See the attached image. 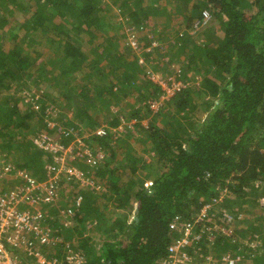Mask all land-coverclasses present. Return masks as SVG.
<instances>
[{
    "label": "trees",
    "instance_id": "trees-1",
    "mask_svg": "<svg viewBox=\"0 0 264 264\" xmlns=\"http://www.w3.org/2000/svg\"><path fill=\"white\" fill-rule=\"evenodd\" d=\"M0 10L6 13L0 29L9 16L24 17L9 29L13 46L3 41L0 47V159L28 173L58 168L34 140L43 130L64 147L71 143L72 132L42 121L53 120L54 111L62 122L65 114L62 124L83 138L95 161H66L86 185L42 210L56 227L57 218H71L73 228L62 234L86 264H161L185 225L193 226L205 205L216 207L212 201L221 195L234 234L207 224L218 240L202 254L264 264V0H0ZM128 34L146 63L182 85L156 112L150 103L163 91L147 79ZM60 51L62 57L53 58ZM47 85L64 93L60 101L44 99L39 88ZM30 86L39 96L33 101L15 94ZM133 119L131 129L120 127ZM102 124L106 134L96 135ZM99 147L106 153L100 159ZM91 234L100 235V248ZM205 238L185 251L200 255L208 248Z\"/></svg>",
    "mask_w": 264,
    "mask_h": 264
},
{
    "label": "built area",
    "instance_id": "built-area-1",
    "mask_svg": "<svg viewBox=\"0 0 264 264\" xmlns=\"http://www.w3.org/2000/svg\"><path fill=\"white\" fill-rule=\"evenodd\" d=\"M130 39L132 42L135 40L133 35ZM174 83L173 86L163 89L161 97L167 101L182 88L180 82ZM150 109L153 112L157 111L158 104L150 103ZM134 124L135 120L125 123L130 129ZM71 132L74 139L68 146L64 147L46 136L40 139V144L37 146L44 152H51L57 165L62 164L65 157L73 153V146L76 147L75 157H88V163L94 162L92 150L81 137ZM95 133L104 136L106 131L101 126L96 129ZM68 172L69 175L78 179L81 177L80 171L76 168L69 169ZM48 176L51 178L50 175ZM50 178L40 183L30 174L17 170L13 165L0 159V182L4 184L14 180L18 183L6 191L0 188V264H86L84 253L73 249L64 238L63 226L58 224L56 227L45 222V213L42 208L47 205H56L59 200V195ZM79 203L80 201H77L76 206ZM50 219L54 220L56 216ZM199 241L200 236L198 238L192 236L189 239V233L185 234L184 238L174 241L168 247L167 255L161 264H250L242 261L240 256L232 257L235 256L232 254L221 256L220 260L212 255L193 258L185 250L192 246L191 250L194 251L193 243L196 244Z\"/></svg>",
    "mask_w": 264,
    "mask_h": 264
},
{
    "label": "rangeland",
    "instance_id": "rangeland-1",
    "mask_svg": "<svg viewBox=\"0 0 264 264\" xmlns=\"http://www.w3.org/2000/svg\"><path fill=\"white\" fill-rule=\"evenodd\" d=\"M0 12H3L2 10H0ZM0 14H2V15H6V13H0ZM16 19V21L18 20V21H23V19H24V17L22 16L21 18L17 15V14H14L13 16H9L8 18H7V20H8V25H5L4 27L5 28H1L0 29V47H2V44H3V41L4 42H6L7 43V45H5V46H7L6 48L8 49V47L10 48V44H12L11 46H13V43H14V41L13 40H11V38H10V35H9V29L13 26H15L14 24H16L15 22H14V20ZM21 23V22H20ZM4 29V30H3ZM21 33V32H20ZM191 33H193V31L191 32ZM130 36H131V34H128L127 35V42H128V44L130 45V50L135 54V56L138 58V63L139 64H143L144 63V67H146V69H144L145 70V72H146V75H147V79L148 80H150V81H152L153 83H155L156 85H158L159 87H160V89H161V91H163V89H165L166 87L167 88H169V87H171V86H173L175 83V81H173V77L174 76H172V75H168V73L167 72H164V70L163 69H160V68H157V66L155 65V64H153L154 62H152V61H150L149 63H146L145 62V60H144V57H142V52H143V50H142V47H139V45H138V43L137 42H135V40L132 42L131 41V39H130ZM4 45V44H3ZM119 46L120 47H122L123 46V43H119ZM3 48V47H2ZM37 48H39L38 46H36L34 49H37ZM43 48V47H42ZM41 48V49H42ZM23 49H25V48H23ZM44 49H46L45 47H44ZM32 49H30L29 51H31ZM42 51H43V49H42ZM145 52H151V49L150 48H147V49H145L144 50ZM43 53H46V52H43ZM154 52H151V54H153ZM31 54V53H30ZM60 57H62V55H61V51L60 52H58L57 54H55L54 55V57L53 58H60ZM94 58V57H93ZM129 58H131V57H129ZM129 58H127V60H129ZM152 58L154 59L155 58V56H152ZM151 58V59H152ZM52 59V58H51ZM155 65V66H154ZM107 66V65H106ZM45 68V71L47 72V70L49 71V72H51V70L49 69V67H50V65H49V63L47 62L46 64H45V66H44ZM25 73L27 74V73H29L28 71H25ZM140 75V73H138V76ZM190 75V74H189ZM166 77H169L168 79H167V81H164V79L166 78ZM23 80H27V81H29V79L28 78H24ZM195 80L196 79H194L193 80V82H192V86H196V85H198L199 84V78H198V80L195 82ZM29 84V83H28ZM191 86V85H190ZM48 87V85L45 87H43V89L40 87L39 88V90H41L42 91V93L45 91V97H44V99L46 100V101H49L50 99H54V102L56 103L57 102V100H58V98L60 97V96H62V93L60 94L59 92H58V90L57 91H55L52 87L51 88H47ZM165 87V88H164ZM52 90H54V91H52ZM12 94H14V90H8L6 93H2L1 95V97H2V100H4V97H6L7 98V96H5V95H8V97H9V95H12ZM15 94L16 95H18V96H20L19 94H22L21 95V97H23L24 98V100L26 99L25 97H28V99H29V101H33V99H36V98H38L39 96L36 94V88L35 87H33V86H30V88L27 90H23V91H21V92H15ZM32 94H34V97H32ZM64 94V93H63ZM27 100V99H26ZM59 101H60V98H59ZM167 100L166 99H164L163 97H161L160 96V98L156 101V103L158 104V110L160 109V107L166 102ZM32 103V102H31ZM149 104V103H148ZM32 105H35L36 106V104H32ZM35 106H33V107H35ZM37 107H35V109H36ZM56 109H57V107H56ZM55 109V110H56ZM117 108H115V109H113V110H116ZM64 110H62V112H63ZM155 112H156V110H154ZM56 112H54V111H52V114H49V116H52L54 119L52 120V119H50V117H43L42 118V121H43V123L45 124H47V126L49 127V128H53V127H59V128H62L61 129V131H63V132H66V131H68V132H71V131H73L72 129H67V128H65V126H64V124H62V122L65 120L64 119V116H65V114H63V116H62V119H61V121L62 122H60V121H58L57 120V116H56ZM181 115H182V113H181ZM44 116V115H43ZM68 116H71V113H68ZM33 120L36 122V123H38L37 121H38V119L37 118H33ZM121 120H123V119H121ZM132 121H134V119L132 120ZM125 123L126 122H124V121H122V124H121V128L123 129V128H127L126 126H125ZM142 124H144V125H146V120L145 121H142ZM106 126V124H102V127H105ZM124 129V130H125ZM128 129V128H127ZM43 131V130H42ZM40 132L41 134H42V136H41V138L43 137V136H46V137H48V135L47 134H45V133H43V132ZM131 131H135V129L134 130H131ZM54 135V134H53ZM118 137L119 136H121V135H117ZM55 137V136H54ZM25 139L27 138V137H24ZM41 138H39V139H35L34 140V143H36V145H38V144H40V139ZM50 138V137H49ZM17 139L19 140L18 142H20V140H22V136H18L17 137ZM50 139H52V138H50ZM81 139V138H80ZM124 139H126V138H124ZM128 140V139H127ZM131 141V140H130ZM130 143H133V141H131ZM126 145V142H123V143H118V142H116L115 143V145ZM39 146V145H38ZM133 146L137 149V148H139V146H140V144L137 142V143H135V144H133ZM146 146V145H145ZM98 150H100V147L99 148H97V151ZM120 150V149H119ZM44 152V151H43ZM75 154V153H74ZM73 154V155H74ZM141 154H142V156H143V158H145L146 157V159L148 160V157H149V155H147V154H143V152H141ZM2 155V154H1ZM72 154H68V156L67 157H65V159L63 160L64 162L61 164V165H59L58 166V168H54V167H47L46 169H44L43 171H41L40 173H36L35 174V172H33V171H31L30 170V172L29 173H31V174H33V175H35V178H37V179H39L40 181H44L45 180V178H46V176H48V175H50L51 176V178H50V180H52V182H53V184H54V187H57L58 188V190L60 191L59 192V195H61V197H62V200H61V203L62 202H66V201H69L70 199H72V196H73V194L75 193L74 192V189H76L75 187H77L78 189H82L85 185H86V183H81V184H78L76 181L75 182H73L71 179H69V178H66V177H61V175H60V173L61 174H65L66 176H67V173H69L68 171H69V169H70V167H67L66 166V161L67 162H71L72 160H74V156H73ZM95 155V154H94ZM3 156V155H2ZM96 156H99L100 158H102V157H105L106 156V153L105 152H102V151H100V152H98L97 154H96ZM4 157V156H3ZM42 159V158H41ZM149 159H150V157H149ZM13 165H15V163H13V162H11ZM10 163V164H11ZM11 164V165H12ZM24 169V168H23ZM23 171H27L26 169H24ZM62 171H64V173L62 172ZM28 172V171H27ZM54 179V180H53ZM55 182H57V184L55 183ZM8 183H13L12 181H9V182H6V183H4V184H2L1 182H0V188H1V190L2 191H6L7 189H10V187H13V184H8ZM77 185H76V184ZM92 185V183H90V186ZM96 190H98V187L96 188ZM228 199V198H227ZM228 200H226L225 201V198H224V196L223 195H221L220 197H218V198H216V199H214L212 202L215 204V203H217V206L216 207H214L212 204H207V205H205L201 210H200V213H199V215H198V218H197V221L196 222H194V225L193 226H189V225H185L186 226V228H185V231H183V235H182V237L184 238L185 237V234H187V233H189V239H191V237L193 236V237H196V238H198V236H200V240H201V238H202V236L205 234L206 235V242H204L203 244L204 245H206L208 248H204V249H201V251H200V255H198V257H201L202 255H204V254H202V252L205 250H207V251H209V249H210V247L211 246H213L214 244H215V242L218 240V239H215L217 236L215 235V234H213V232H211V230H212V228L211 227H207V224H211V225H213V227L216 229V230H220L221 231V233H223V235H225V236H232L233 234H234V230H233V226H235L234 225V217H233V215L232 214H230L229 213V211H228V209H227V206L225 207V206H223L222 204H227L226 202H227ZM59 201H57V203H58ZM214 210H213V209ZM209 210H213L214 212H212L211 214H210V218H208V211ZM234 210H235V208H234ZM73 211V210H72ZM219 214V215H218ZM221 215V216H220ZM238 217H240V218H242V216H238ZM215 219V220H214ZM216 220L217 221H219L220 223L218 224L217 222H216ZM60 221V222H59ZM59 221H58V224L59 225H62L63 226V228L64 227H69V228H73V221L71 222V218H69V217H67L66 219H64V217H61L60 219H59ZM200 224H201V228L199 229L198 227L200 226ZM188 227H190V228H188ZM207 227V228H206ZM186 229L188 230V231H186ZM199 229V232L200 233H198V232H196L197 230ZM93 231H95L94 229H93ZM94 234H91V238L93 237V239L95 240V241H93V242H95V247L98 249V248H100V246H101V243H102V240L100 239V235L99 234H96V236H93ZM242 242H241V244L246 248V247H248L250 244H248L249 243V240H247V238H241L240 239ZM246 241H247V243H246ZM244 243H245V245H244ZM254 243V245H257V244H259V242L258 241H254L253 242ZM248 244V245H247ZM193 245H194V243H193ZM253 245V246H254ZM243 250H245V249H243ZM228 253V252H227ZM229 255H231L230 253H228ZM228 254H220V256H224V255H228ZM237 254H242V252H238ZM244 255V254H243ZM247 263H250V261L248 260V262Z\"/></svg>",
    "mask_w": 264,
    "mask_h": 264
},
{
    "label": "clouds",
    "instance_id": "clouds-1",
    "mask_svg": "<svg viewBox=\"0 0 264 264\" xmlns=\"http://www.w3.org/2000/svg\"><path fill=\"white\" fill-rule=\"evenodd\" d=\"M49 128V127H48ZM49 129H52V128H49ZM63 134H64V132H63ZM82 140H83V138H82ZM54 141V140H53ZM55 142V141H54ZM70 144V143H69ZM69 144H67V146L69 145ZM97 149V148H96ZM76 151V147L75 146H73V152H75ZM46 153V152H45ZM98 153V152H97ZM93 154H94V152H93ZM75 157V156H74ZM94 157H95V155H94ZM98 159H100L99 157H98ZM61 165V164H60ZM59 166V165H58ZM24 172H26V171H24ZM63 173H64V171H62ZM26 173H28V172H26ZM28 174H30V176L31 177H33L36 181H38V182H40V183H43V182H46L50 177L49 176H46V178H45V180L42 182V181H40L39 179H37V178H35V176L33 175V174H31V173H28ZM60 175H65V174H61L60 173ZM66 176V175H65ZM72 177L73 178H75V179H73V181H77V183H78V181H80L78 184H81V183H85V179H83V180H81V177H80V179H78L77 177H75V176H72V175H69V173H67V176H66V178H69V179H72ZM54 180V179H53ZM12 182L14 183L13 184V187H15L18 183L16 182V181H14V180H12ZM56 184H57V182H55ZM90 183H92V182H90ZM93 186V183H92V185H91V187ZM56 188V191H57V194L59 195V190H58V188L57 187H55ZM60 197H61V195H59V200H60ZM62 198V197H61ZM58 200V201H59ZM81 200V198H78L77 199V201H80ZM76 201V202H77ZM59 202H61V201H59ZM76 202H75V208L77 209V207L78 206H76ZM71 210V209H70ZM64 229V228H63Z\"/></svg>",
    "mask_w": 264,
    "mask_h": 264
},
{
    "label": "crops",
    "instance_id": "crops-1",
    "mask_svg": "<svg viewBox=\"0 0 264 264\" xmlns=\"http://www.w3.org/2000/svg\"><path fill=\"white\" fill-rule=\"evenodd\" d=\"M43 182V181H42ZM62 200V198L60 197V200L59 201H61Z\"/></svg>",
    "mask_w": 264,
    "mask_h": 264
}]
</instances>
